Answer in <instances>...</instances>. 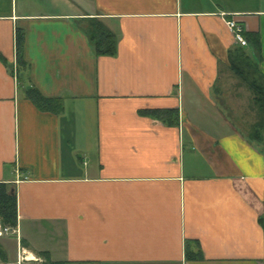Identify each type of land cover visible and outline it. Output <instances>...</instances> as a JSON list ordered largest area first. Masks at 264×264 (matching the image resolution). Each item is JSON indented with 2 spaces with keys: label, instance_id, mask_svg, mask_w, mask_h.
I'll use <instances>...</instances> for the list:
<instances>
[{
  "label": "crops",
  "instance_id": "obj_1",
  "mask_svg": "<svg viewBox=\"0 0 264 264\" xmlns=\"http://www.w3.org/2000/svg\"><path fill=\"white\" fill-rule=\"evenodd\" d=\"M249 3L0 0V182L17 203L0 264H264V130L223 103L230 53L264 75V9ZM91 19L115 33L113 56L94 53ZM168 109L174 125L140 114Z\"/></svg>",
  "mask_w": 264,
  "mask_h": 264
},
{
  "label": "trees",
  "instance_id": "obj_2",
  "mask_svg": "<svg viewBox=\"0 0 264 264\" xmlns=\"http://www.w3.org/2000/svg\"><path fill=\"white\" fill-rule=\"evenodd\" d=\"M83 32L96 55L113 56L116 52V36L113 31L104 25L103 21L91 19L86 21ZM244 39L250 43L258 52L259 36L257 33H243ZM24 34L21 30L16 31V56L17 66L24 67L20 59V49ZM230 53V71L244 84L252 93V103L259 114L257 123L252 126V137L260 139L264 130V75L260 72L257 61L249 57L242 48ZM1 59V58H0ZM26 98L38 109L46 112L59 113L62 110V102L59 99L43 97L35 88H29L25 92ZM141 115H149L155 119L174 125L177 120V112L174 109L142 111ZM0 225L15 229L17 225V203L15 193H10V186L0 182ZM197 250H191L186 242L184 248L185 258L188 261L201 260L202 255L197 242ZM2 246L0 245V258L3 259ZM44 255V254H42ZM44 264H67V262H51L46 259Z\"/></svg>",
  "mask_w": 264,
  "mask_h": 264
},
{
  "label": "rangeland",
  "instance_id": "obj_3",
  "mask_svg": "<svg viewBox=\"0 0 264 264\" xmlns=\"http://www.w3.org/2000/svg\"><path fill=\"white\" fill-rule=\"evenodd\" d=\"M243 4L241 7H245V0H242ZM250 3L247 5L250 8H260L264 9V0H249ZM248 49V48H247ZM230 77L234 79V81L228 80L226 87V93H225V99L224 104L227 107H234L232 108L233 113L236 114V117L233 118V120H236L237 125L240 126L243 129V125H246L252 127L255 125L258 121L259 114L257 113V110L255 109L253 103H252V93H250L244 84L239 82L237 77L233 75L230 72ZM246 107L247 114H244V108ZM231 112V111H230ZM249 113H254L252 116H248ZM232 114V112H231ZM247 115V116H245ZM249 117V118H248ZM245 135V134H244Z\"/></svg>",
  "mask_w": 264,
  "mask_h": 264
},
{
  "label": "built area",
  "instance_id": "obj_4",
  "mask_svg": "<svg viewBox=\"0 0 264 264\" xmlns=\"http://www.w3.org/2000/svg\"><path fill=\"white\" fill-rule=\"evenodd\" d=\"M225 24L233 36L234 43L240 46H245L246 41L243 37L244 27H242V25H240L234 19H231V20L227 19L225 21ZM13 232H14L13 229H10L8 227L0 228V236L13 233Z\"/></svg>",
  "mask_w": 264,
  "mask_h": 264
},
{
  "label": "water",
  "instance_id": "obj_5",
  "mask_svg": "<svg viewBox=\"0 0 264 264\" xmlns=\"http://www.w3.org/2000/svg\"><path fill=\"white\" fill-rule=\"evenodd\" d=\"M10 193H11V194H13V193H14V191H13V190H10Z\"/></svg>",
  "mask_w": 264,
  "mask_h": 264
}]
</instances>
